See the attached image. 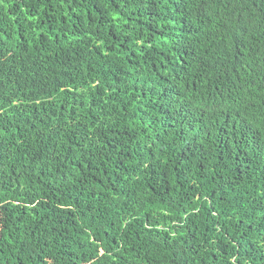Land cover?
Listing matches in <instances>:
<instances>
[{"label":"trees","instance_id":"trees-1","mask_svg":"<svg viewBox=\"0 0 264 264\" xmlns=\"http://www.w3.org/2000/svg\"><path fill=\"white\" fill-rule=\"evenodd\" d=\"M0 264H264V0H0Z\"/></svg>","mask_w":264,"mask_h":264}]
</instances>
